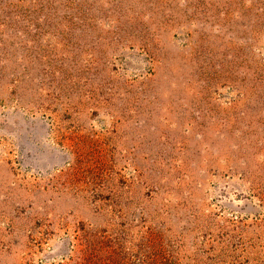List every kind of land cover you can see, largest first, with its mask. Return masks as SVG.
<instances>
[{"label": "rangeland", "instance_id": "obj_1", "mask_svg": "<svg viewBox=\"0 0 264 264\" xmlns=\"http://www.w3.org/2000/svg\"><path fill=\"white\" fill-rule=\"evenodd\" d=\"M0 264H264V0H0Z\"/></svg>", "mask_w": 264, "mask_h": 264}]
</instances>
